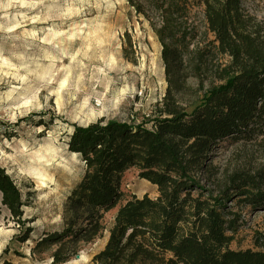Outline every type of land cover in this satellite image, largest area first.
Returning a JSON list of instances; mask_svg holds the SVG:
<instances>
[{
    "label": "trees",
    "instance_id": "trees-1",
    "mask_svg": "<svg viewBox=\"0 0 264 264\" xmlns=\"http://www.w3.org/2000/svg\"><path fill=\"white\" fill-rule=\"evenodd\" d=\"M247 1L128 0L162 48L163 107L140 124L73 126L68 150L80 156L84 175L68 196L66 228L44 234L33 251L58 245L52 264L68 262L76 251L65 254L66 246L99 238L105 215L118 208L93 264H264L262 233L254 249L231 248L241 216L227 205L234 199L264 210V170L228 176L217 195L200 179L212 173L211 153L227 140L264 137V38ZM133 169L157 188L155 197L123 201V177ZM0 192L26 226L21 191L2 167Z\"/></svg>",
    "mask_w": 264,
    "mask_h": 264
},
{
    "label": "rangeland",
    "instance_id": "rangeland-1",
    "mask_svg": "<svg viewBox=\"0 0 264 264\" xmlns=\"http://www.w3.org/2000/svg\"><path fill=\"white\" fill-rule=\"evenodd\" d=\"M245 9L264 38V0H248ZM166 90L159 40L128 0H0V167L20 189L27 220L19 227L0 192V264H52L58 245L33 249L44 234L66 228L68 196L84 175L80 156L68 150L73 126L151 120ZM207 163L212 173L200 179L217 195L228 176L264 170V137L227 140ZM121 190L123 201L157 195L135 169L125 173ZM227 205L241 216L231 248L254 249L264 210L234 199ZM117 210L105 215L99 238L66 246L65 254L76 252L64 264H93Z\"/></svg>",
    "mask_w": 264,
    "mask_h": 264
},
{
    "label": "bare ground",
    "instance_id": "bare-ground-1",
    "mask_svg": "<svg viewBox=\"0 0 264 264\" xmlns=\"http://www.w3.org/2000/svg\"><path fill=\"white\" fill-rule=\"evenodd\" d=\"M39 175H41L40 177H42L43 179H45L44 177L46 176L45 174H44V172L43 173H39ZM44 181V180H43Z\"/></svg>",
    "mask_w": 264,
    "mask_h": 264
},
{
    "label": "water",
    "instance_id": "water-1",
    "mask_svg": "<svg viewBox=\"0 0 264 264\" xmlns=\"http://www.w3.org/2000/svg\"><path fill=\"white\" fill-rule=\"evenodd\" d=\"M77 258H80L79 256H77Z\"/></svg>",
    "mask_w": 264,
    "mask_h": 264
}]
</instances>
